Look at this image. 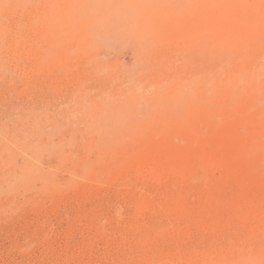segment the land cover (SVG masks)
Masks as SVG:
<instances>
[{"label":"rangeland","instance_id":"obj_1","mask_svg":"<svg viewBox=\"0 0 264 264\" xmlns=\"http://www.w3.org/2000/svg\"><path fill=\"white\" fill-rule=\"evenodd\" d=\"M197 24L214 38L199 39ZM247 104L264 109V0H0V264H140L142 251L146 264H264V232L247 229L257 221L146 240L153 225L173 226L181 205L138 214L127 198L171 194L191 221L236 213L235 198L262 209L264 154L236 159L252 170L226 172L225 186L211 162L172 183L176 155L141 181L104 167L167 127L198 138L205 109Z\"/></svg>","mask_w":264,"mask_h":264},{"label":"bare ground","instance_id":"obj_2","mask_svg":"<svg viewBox=\"0 0 264 264\" xmlns=\"http://www.w3.org/2000/svg\"><path fill=\"white\" fill-rule=\"evenodd\" d=\"M251 10L254 11L253 8H251ZM253 11L247 13V17L249 18L247 29L249 32H255L254 21L256 20V18H254L255 14L253 13ZM141 15H144V13ZM145 17H147V15ZM195 30H197L198 37L201 35L202 37L204 36L206 37V33L207 35L211 33V35H209L207 38L209 37L210 39L214 38L211 32L212 29L210 28V26L208 27V25L206 26V28L203 29L201 25L197 24L195 26ZM227 32L228 31L224 33L226 36H227ZM227 39L229 42L235 41V38H231L230 36H227ZM197 119L200 122H202L205 127L204 132L200 134L198 138L194 136L195 134H197V129L189 130L180 126L167 127L163 129L162 133L159 136H157V140H154V142L145 141V140H140L139 142L136 141L135 143H132L131 146H129L127 149L125 150L123 149L120 156L112 158L114 160H110L109 159L110 156L107 157L106 155V161L104 167L108 169L110 176L116 177L117 179H119V177L123 175L125 170L133 169L134 170L133 172L135 173L138 181H141V179L145 178V176H147L148 174H150L151 176L152 175L151 172H156L158 168L162 166H163L162 168H164L166 163H168L167 162L168 155H176L178 159L180 158L182 160V164L171 166L170 168H168V170L166 167L167 170L166 172L171 173V175L173 176V178L172 176H170V181L172 183L174 182L175 179L176 180L185 179L186 176L192 174V172L198 167V165L202 167V165L211 162L213 163V165H215V167H217L216 169L218 170L217 172L221 173V175H219L218 178L216 179V180L220 179L218 180V184L221 186H225V183L227 182V178H229V177L227 178L225 177L226 172L229 173L231 171L236 170L239 173L242 172L244 173L245 172L244 170L246 171L252 170V165L249 163L248 165L245 164L244 166L242 164L243 167H241V164L240 165L235 164L237 163L235 162L236 159L238 160V158H243L245 156H250V155L252 156L260 155V153L264 154V109H260L259 111H254L253 108L248 104L242 106H236L234 109L227 111L226 110L217 111L216 109L208 108L203 110L201 112V115ZM240 126L244 128V133H239L237 131L238 130L237 128H239ZM207 147H209L208 150ZM167 173L163 174L161 172L160 177H158L159 175L156 176L158 178L154 176L157 180L156 182L157 185L158 184L163 185L164 181L162 179H164L163 178L164 176L166 178V182L169 180L168 178L169 176L166 175ZM120 179H122V176L120 177ZM127 180H129V178H127ZM257 185H258L257 187L261 189V187L264 186V179L259 181ZM142 193L143 192L141 191V193L135 197L134 194L132 193L130 194L126 193L129 194L128 195L129 197H127L129 198L128 201H130L131 203L134 202L135 204L133 205L138 204V207L136 208L138 211L139 210L143 211L141 208H145V210L151 209V211L153 210L154 212V210L159 211L161 207L159 209H157V207H159L160 205L164 206L165 208L181 205V210L178 212V215L173 220V224H172L173 226L171 227L168 226L166 228H163L162 226H160V222L158 224L159 226L153 225L150 228L151 231L147 233L146 238H144L146 240L159 239V237L164 235L163 232L166 234V236L164 235L165 238L168 237L171 239L176 238V236L177 237L180 236L184 238V237H188V235H194V234L195 236L198 234H202L204 235V237L211 236L213 234L223 235L224 233L229 234L232 233L234 230L236 231V229L238 230L239 226L247 227L248 224L249 226L247 229L251 235L253 234L258 235L264 232V207H263L264 205L262 206L260 204L261 207H263L262 209L258 207L256 202L255 203L257 206L254 205L255 203L253 200H251L252 198L251 199L240 198L241 200L235 198V200H238L237 202L239 208L236 213L234 210V213H232L231 215L229 214L228 211V215L225 218L217 216V218L214 217L208 220L206 218L203 219V217H200L197 220L191 221L190 218L188 217V213L190 212L189 208H187L188 205L186 206L184 204L185 202L182 203L178 201L177 197H173V195L169 194L168 196L165 195L166 197L164 198H158V200L155 201V203L145 205V203L140 200V198L142 197ZM257 193L259 192L257 191L256 195H253L256 200L260 198L259 194ZM197 207H196V209H198L197 212L201 213L200 209L202 208H197ZM227 209L228 208L226 207V210ZM137 210L134 212L137 213ZM192 211H196V210L193 209ZM139 212L138 214H141V212L140 213ZM225 215L226 214H223V216ZM246 220H253L255 221V223L257 221V223L260 225H256V224L250 225L253 224L252 222L246 224ZM190 223L193 227L190 226ZM178 224H181L180 225L181 227H179ZM240 230L241 229L239 228L238 231ZM233 233L235 234V232ZM178 249L181 250L180 247ZM142 253L143 255L141 256L140 264H146L147 261L145 257L147 254L144 253V251H142ZM179 253L180 252H178V254ZM193 261L194 262H191L190 264H207L204 261L201 262L197 260H193ZM162 262L164 263V261ZM176 262H177L176 264H186L182 260H178Z\"/></svg>","mask_w":264,"mask_h":264}]
</instances>
